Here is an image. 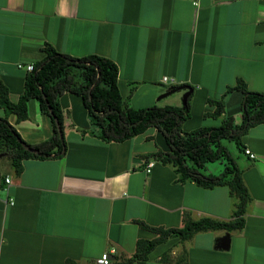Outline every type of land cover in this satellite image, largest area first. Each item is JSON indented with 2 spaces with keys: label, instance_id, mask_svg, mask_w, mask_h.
Segmentation results:
<instances>
[{
  "label": "crops",
  "instance_id": "crops-1",
  "mask_svg": "<svg viewBox=\"0 0 264 264\" xmlns=\"http://www.w3.org/2000/svg\"><path fill=\"white\" fill-rule=\"evenodd\" d=\"M47 44L72 57L113 61L121 96L134 109L184 107L188 89L181 87L191 88L184 132L219 127L223 118L209 116L216 107L208 100H221L239 80L264 93V0H0V81L13 103L28 74L19 65L42 61ZM242 99L237 91L227 97L224 117L236 124ZM60 104L64 157L25 159L20 175L11 158L0 157V182L11 180L0 193V264H95L105 253L115 263L133 256L139 240L156 238L136 222L181 229L189 220H234L237 200L228 187L180 183L171 164L151 156L166 149L155 128L108 143L92 134L81 97L66 93ZM28 114L17 122L0 108V119L27 144L50 140L52 123L36 100L28 102ZM242 143L236 161L252 198L244 227L170 238L145 264H264V123Z\"/></svg>",
  "mask_w": 264,
  "mask_h": 264
},
{
  "label": "trees",
  "instance_id": "trees-1",
  "mask_svg": "<svg viewBox=\"0 0 264 264\" xmlns=\"http://www.w3.org/2000/svg\"><path fill=\"white\" fill-rule=\"evenodd\" d=\"M43 51L45 57L33 66L32 72H28L24 93L18 102L13 103L9 99L8 88L0 81V108L7 115H15L17 122L28 120V102L36 100L41 113L50 119L54 131L50 140L31 146L22 139L7 118L0 119V157L11 158L17 175L23 172L25 159L44 160L66 155L64 112L60 98L70 93L81 97L94 129L92 134L99 139L120 143L155 128L162 135L166 149L151 156L164 164H171L178 175V182H192L205 189L228 187L232 197L237 200L234 220L230 222L202 218L187 221L181 229L151 227L136 222L144 230L156 235V238L139 240L133 256L112 264H145L150 254L170 238L186 241L200 232L233 231L244 227V215L252 198L236 158L224 143H233L243 151L242 137L264 123V93L249 91L247 85L239 80L221 100H208L210 105L216 107L215 112L209 116L223 118L219 127H202L184 132L182 127L191 117V99L184 107L152 106L134 109L121 96L119 70L113 61L97 55L72 57L59 53L49 44ZM234 91L241 92L243 97L239 124H236L232 116L224 117L227 97ZM24 146L34 148L38 153H30ZM216 162L223 164V172L219 175L205 174L207 165Z\"/></svg>",
  "mask_w": 264,
  "mask_h": 264
},
{
  "label": "built area",
  "instance_id": "built-area-1",
  "mask_svg": "<svg viewBox=\"0 0 264 264\" xmlns=\"http://www.w3.org/2000/svg\"><path fill=\"white\" fill-rule=\"evenodd\" d=\"M19 68L21 69H25L27 72H32L33 70V66L32 65H28V66H23V65H19ZM245 154L249 156V158L251 160H255L256 159V155L251 153V151L249 150H245ZM155 162L154 161H150L147 165V169L146 172L150 173L151 169L154 167ZM11 184V180L6 178L3 183L0 182V193L2 191H8V186H10ZM8 204L13 205L14 201L12 198H9L7 201ZM95 264H112V260L111 257L108 253L103 254L99 259H97L95 261Z\"/></svg>",
  "mask_w": 264,
  "mask_h": 264
},
{
  "label": "water",
  "instance_id": "water-1",
  "mask_svg": "<svg viewBox=\"0 0 264 264\" xmlns=\"http://www.w3.org/2000/svg\"><path fill=\"white\" fill-rule=\"evenodd\" d=\"M218 1H222V0H218ZM181 89H188V92H186L185 96H184V100H183V103H184V106H186L187 104V101H188V98L190 97V95L192 94V89L191 88H188V87H181ZM58 131L60 133V137H62V132H61V129L60 127L58 126ZM24 148L29 151L30 153H33V154H37L38 151L34 148H31V147H27V146H24ZM229 240H230V237L229 235H227L223 240H222V243L220 245V247L222 249H228V246H229Z\"/></svg>",
  "mask_w": 264,
  "mask_h": 264
},
{
  "label": "rangeland",
  "instance_id": "rangeland-1",
  "mask_svg": "<svg viewBox=\"0 0 264 264\" xmlns=\"http://www.w3.org/2000/svg\"><path fill=\"white\" fill-rule=\"evenodd\" d=\"M224 144H226V143H224ZM226 146L228 147V149L231 152V154L236 158L238 150L236 149L235 144L227 143ZM206 168H207V172L215 171V169H221L222 172L224 170L223 164H221L220 162L209 164V165H207ZM219 174H221V173H219ZM159 249H161V248H159ZM159 249L156 250L155 255L160 251Z\"/></svg>",
  "mask_w": 264,
  "mask_h": 264
}]
</instances>
